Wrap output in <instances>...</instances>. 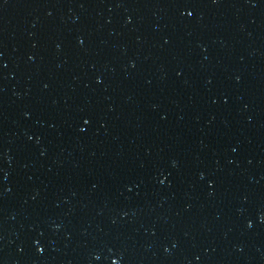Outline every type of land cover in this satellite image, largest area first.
I'll list each match as a JSON object with an SVG mask.
<instances>
[{
  "label": "water",
  "instance_id": "1",
  "mask_svg": "<svg viewBox=\"0 0 264 264\" xmlns=\"http://www.w3.org/2000/svg\"><path fill=\"white\" fill-rule=\"evenodd\" d=\"M0 264H264V204L154 0H0Z\"/></svg>",
  "mask_w": 264,
  "mask_h": 264
},
{
  "label": "snow or ice",
  "instance_id": "2",
  "mask_svg": "<svg viewBox=\"0 0 264 264\" xmlns=\"http://www.w3.org/2000/svg\"><path fill=\"white\" fill-rule=\"evenodd\" d=\"M85 123H87V121H85Z\"/></svg>",
  "mask_w": 264,
  "mask_h": 264
}]
</instances>
